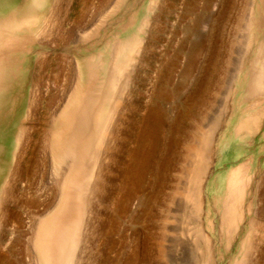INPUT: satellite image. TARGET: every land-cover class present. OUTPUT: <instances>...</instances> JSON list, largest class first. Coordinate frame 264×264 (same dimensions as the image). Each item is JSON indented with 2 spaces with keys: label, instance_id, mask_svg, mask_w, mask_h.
<instances>
[{
  "label": "rangeland",
  "instance_id": "374dc122",
  "mask_svg": "<svg viewBox=\"0 0 264 264\" xmlns=\"http://www.w3.org/2000/svg\"><path fill=\"white\" fill-rule=\"evenodd\" d=\"M14 1L0 264H264V0Z\"/></svg>",
  "mask_w": 264,
  "mask_h": 264
},
{
  "label": "bare ground",
  "instance_id": "6f19581e",
  "mask_svg": "<svg viewBox=\"0 0 264 264\" xmlns=\"http://www.w3.org/2000/svg\"><path fill=\"white\" fill-rule=\"evenodd\" d=\"M12 1V0H11ZM16 1V0H15ZM14 1V2H15ZM23 1V0H22ZM34 1H37V0H34ZM44 1V0H43ZM21 3V2H20ZM43 3V2H42ZM18 4V3H17ZM19 5V4H18ZM10 6V5H9ZM35 6H36V4H35ZM42 6V5H41ZM11 7V6H10ZM2 8V7H1ZM37 8V7H36ZM38 8H41V7H38ZM9 9V8H8ZM8 9H7V11H8ZM12 9V8H11ZM3 10V9H2ZM38 11V10H37ZM0 12H1V10H0ZM16 12V11H15ZM3 13H5L4 11H3ZM36 13V12H35ZM20 15V14H19ZM30 17V16H29ZM36 19V18H35ZM12 20V19H11ZM14 20V19H13ZM9 21V20H8ZM7 22V21H6ZM3 23V22H2ZM4 24H6V23H4ZM1 34V33H0ZM7 35H9V33H7V34H5V36H7ZM10 37L8 36V39H9ZM7 39V38H6ZM129 48H131V45H129V44H127L126 46H124L122 49H118L116 52H114V54H113V59H114V61L117 63V65H118V67L120 68V69H122L123 68V63H122V59L123 58H125L126 57V53H127V51L129 50ZM132 58V57H131ZM130 66V65H129ZM80 69V68H79ZM78 69V70H79ZM80 71V70H79ZM81 74V73H80ZM80 76V75H79ZM78 76V77H79ZM112 76V75H111ZM79 81H81V79L79 80ZM80 83V82H79ZM78 83V84H79ZM82 86V85H81ZM81 89V88H80ZM2 90V89H1ZM81 92V91H80ZM83 95V94H82ZM114 95H115V93H114ZM89 96V95H88ZM114 97V96H113ZM83 98H85V96L83 97ZM97 99V98H96ZM94 116V115H93ZM149 119V118H148ZM92 125V124H91ZM149 127V126H148ZM93 128H94V126H93ZM92 128V129H93ZM82 129H83V127L80 129V127L78 126V128L75 130V137L73 138V140L74 141H77V136H80L79 134L81 133V131H82ZM94 130V129H93ZM90 131H92V130H90ZM61 132V131H60ZM62 133V132H61ZM91 134H92V132H91ZM65 136V135H64ZM62 138V137H61ZM150 139V138H149ZM100 139H98V141H99ZM143 140V139H142ZM58 142V141H57ZM60 143V142H59ZM62 144V143H61ZM96 144V143H95ZM70 147H68V146H66L65 147V153H64V155H63V157L65 158V159H71V157L73 158L74 156H75V152H74V149H73V147L74 146H71V145H69ZM81 146H83V148H84V145H81ZM94 147H95V145H94ZM96 148V147H95ZM94 148V149H95ZM82 149V148H81ZM93 149V150H94ZM83 150V149H82ZM93 154V153H92ZM52 155V154H51ZM80 157V156H79ZM90 157V156H89ZM150 157V156H149ZM63 159V158H62ZM80 159V158H79ZM136 159V158H135ZM79 164V163H78ZM67 165H69V163L67 162ZM71 165H72V163H71ZM70 165V166H71ZM78 166V165H77ZM77 168V167H76ZM147 168V167H146ZM56 169V168H55ZM75 171V170H74ZM67 174V173H66ZM72 175V174H71ZM71 177V176H70ZM91 177V176H90ZM207 178V177H206ZM63 179V178H62ZM68 182H69V180H68ZM63 183V182H62ZM70 183V182H69ZM71 184V183H70ZM85 184V183H84ZM88 184V183H87ZM64 185V184H63ZM83 185V184H82ZM88 186V185H87ZM86 187V186H85ZM87 188V187H86ZM68 189V188H67ZM88 190V189H87ZM66 195V194H65ZM62 196V195H61ZM2 197H3V195H2ZM190 198V197H189ZM64 201H65V199H64ZM62 209V208H61ZM55 211V210H54ZM61 211V210H60ZM59 211V212H60ZM57 216V215H56ZM54 218H55V216H54ZM53 218V219H54ZM53 221V220H52ZM50 222H51V220H50ZM43 223V222H42ZM44 224V223H43ZM37 225V224H36ZM78 225V224H77ZM42 226V225H41ZM76 226V225H75ZM35 227V226H34ZM75 228V227H74ZM47 229L48 228H46V231H47ZM35 230V229H34ZM50 230V229H49ZM75 230V229H74ZM73 230V231H74ZM41 232L42 231H40V234H41ZM72 232V231H71ZM35 233V232H34ZM45 233V232H44ZM75 233V232H74ZM43 234V233H42ZM72 234V233H71ZM42 236H44V235H42ZM36 238V237H35ZM39 238V237H38ZM69 240H70V238H69ZM42 241H43V237H42ZM32 242V241H31ZM45 243V242H44ZM33 245H32V249H33V253L37 256V260L39 259L38 258V256L41 258V249H40V247H39V244H37V243H32ZM44 245V244H43ZM43 245H42V247H43ZM68 247H70V246H68ZM67 250V249H66ZM49 254V253H48ZM47 253H46V255H48ZM66 254V253H65ZM64 254V255H65ZM45 255V256H46ZM49 256V255H48ZM47 256V257H48ZM64 257V256H63ZM65 258V257H64ZM66 259V258H65ZM36 260V261H37ZM45 261V260H44ZM46 261H47V259H46ZM49 262H50V259H49ZM49 262H48V264H49ZM64 262V261H63ZM63 262L61 263V264H63ZM47 263V262H46ZM67 264V263H66Z\"/></svg>",
  "mask_w": 264,
  "mask_h": 264
}]
</instances>
